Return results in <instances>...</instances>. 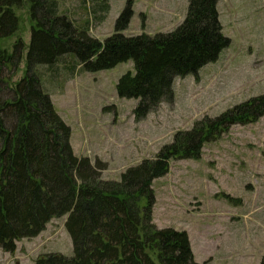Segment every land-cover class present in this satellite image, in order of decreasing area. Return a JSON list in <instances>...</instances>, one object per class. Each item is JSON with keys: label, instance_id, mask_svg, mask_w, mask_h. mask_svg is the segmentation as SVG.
<instances>
[{"label": "trees", "instance_id": "obj_1", "mask_svg": "<svg viewBox=\"0 0 264 264\" xmlns=\"http://www.w3.org/2000/svg\"><path fill=\"white\" fill-rule=\"evenodd\" d=\"M220 0H188L183 22L169 33L124 36L129 8L103 42L57 13L56 0H0V250L37 237L54 218L66 217L72 256L49 254L33 264H200L188 234L152 223V184L169 171L171 160H198L203 146L232 126L264 116V94L216 117H204L177 132L151 159L126 169L118 181L104 180L107 166L74 154L71 129L55 111L35 68L52 67L73 56L83 72L97 73L132 61L115 90L136 100L135 120L174 96V80L196 76L229 46L222 34ZM28 6V45L3 42L19 29L15 10ZM24 61L19 80L13 78ZM259 264H264V257Z\"/></svg>", "mask_w": 264, "mask_h": 264}, {"label": "rangeland", "instance_id": "obj_2", "mask_svg": "<svg viewBox=\"0 0 264 264\" xmlns=\"http://www.w3.org/2000/svg\"><path fill=\"white\" fill-rule=\"evenodd\" d=\"M57 13L103 42L127 8L131 19L124 36H153L175 30L186 16L188 0H56ZM222 34L230 41L214 63L196 76L174 80V96L144 119L133 116L136 100L121 99L115 86L132 61L86 73L73 56L35 72L55 111L70 127V144L79 157L98 159L104 180L118 181L128 168L151 159L179 131L204 117H216L264 94V0H220ZM19 29L3 42L10 51L16 39L29 42L28 6L15 10ZM25 69L20 64L14 81ZM152 223L188 234L200 264H259L264 257V116L235 125L203 146L198 160H171L168 173L152 184ZM66 217L54 218L35 238L0 250V264H33L40 256H72Z\"/></svg>", "mask_w": 264, "mask_h": 264}]
</instances>
